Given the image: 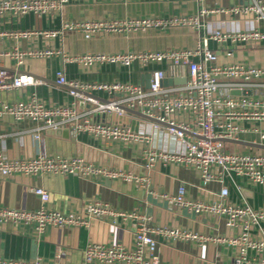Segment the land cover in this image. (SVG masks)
Returning a JSON list of instances; mask_svg holds the SVG:
<instances>
[{
  "label": "built area",
  "instance_id": "1",
  "mask_svg": "<svg viewBox=\"0 0 264 264\" xmlns=\"http://www.w3.org/2000/svg\"><path fill=\"white\" fill-rule=\"evenodd\" d=\"M69 1L0 0V21L8 15L20 17L32 14L38 18L50 16L60 12ZM209 13L252 16L254 21H264V2L250 0L240 5L201 8L194 15L63 21L55 28L6 30L0 31V36L14 41L49 40L67 32H77L83 39L89 40L98 34L126 35L147 29L161 30L179 26L197 29L201 17ZM211 42L217 46L244 43L264 45V27L238 31L216 29L199 38L192 46L162 50L68 54L51 45L37 44L26 48L15 45L0 51V56L13 60L14 67L21 66L26 59L53 56L61 57L67 64H77L82 69L102 64L125 69L136 65L143 73L150 74L149 86L146 88L140 83L126 80L82 81L58 70L57 81L68 88L72 101L46 105L35 92L25 98L7 100L3 98V93L23 86L39 85L41 80L29 73H13L7 67L0 66V120L8 116L15 122L29 121L35 124V138L44 130L70 127L74 134H86L106 143L141 144L147 167L157 163L179 164L195 170L204 184L222 182L225 177L235 176L264 186V152L227 150L226 141H223L244 140L264 144V66L245 65L239 61L220 62L218 52L211 47ZM230 54L228 52L226 55ZM177 66L185 68V82L162 85V80L167 78L165 67ZM246 90L250 93H243ZM232 91H238L239 94H232ZM96 93H104L108 98L99 100ZM79 98L92 107L79 112L75 102ZM128 110L140 114L135 129L119 122H102L90 117L92 114L106 113L114 114L119 119L125 117ZM156 135L166 141L170 139L168 144L158 145ZM17 173L76 174L83 177L103 174L125 180H142L129 173L95 165L79 156L38 154L9 158L4 149H0V176ZM37 193L41 201H47L48 193L44 189H38ZM185 193L184 185H179L171 200L189 211L222 217L228 235L214 239L177 228L156 229L141 217L134 232L133 249L117 243L110 246L90 243L84 249V260H97L104 264H157L154 256L155 236L162 234L172 239H213L232 248V264H264V209L228 201L226 188L221 189L219 198L213 202L191 201ZM87 213L90 217L115 216L114 211L98 203L88 205ZM5 222L33 224L37 232H42L48 225L86 224L85 219L74 214L48 211L42 207L35 210L0 207V224ZM0 264L50 263L37 257L30 261L0 258Z\"/></svg>",
  "mask_w": 264,
  "mask_h": 264
},
{
  "label": "crops",
  "instance_id": "2",
  "mask_svg": "<svg viewBox=\"0 0 264 264\" xmlns=\"http://www.w3.org/2000/svg\"><path fill=\"white\" fill-rule=\"evenodd\" d=\"M246 1L71 0L60 12L50 16L38 18L32 14L20 17L8 15L0 21V31L55 28L63 21L83 19L194 15L201 8L240 5ZM253 27H264V21H254L252 16L234 17L209 13L201 17L200 27L197 29L183 26L161 30L147 29L126 35L98 34L89 40L83 39L77 32H67L49 40L14 41L0 36V51L11 49L15 45L26 48L37 44L51 45L68 54L162 50L192 46L199 38L211 34L216 29L238 31ZM211 47L218 52L220 62L239 61L245 65L264 66V45L244 43L217 46L211 42ZM228 52L231 54L226 55ZM0 66L7 67L13 73H29L41 80L39 85L23 86L3 93L4 99L25 98L35 92L46 105L65 104L73 100L68 94V88L57 81L58 70H63L67 76L82 81L126 80L140 84L144 74L136 65L125 69L102 64L82 69L77 64L63 62L59 56L26 59L18 67H14L12 59L0 56ZM165 73L167 77H185L186 70L182 66L165 67ZM96 95L99 100L108 98L104 93ZM75 102L81 113L92 107L80 98ZM90 117L102 122H117L120 119L114 114L106 113L92 114ZM139 118V115L127 111V115L121 118V124L136 127ZM34 131L35 124L29 121L15 122L11 117L5 116L0 120V149H4L9 158L32 157L38 154L79 156L95 165L129 173L142 180H125L103 174L88 177L49 173L0 176V207L27 210L42 207L48 211L74 214L86 221V224L78 225H48L42 232L35 231L33 224L1 223L0 258L30 261L40 257L50 264H104L97 260L86 262L85 247L90 243L105 246L117 243L133 249L134 232L141 217L156 229L177 228L214 239L228 235L222 217L195 213L173 203L171 198L176 194L179 185H184L185 196L191 201H216L221 189L226 188L228 201L264 209V186L249 183L244 178L225 177L222 182L204 184L195 170L179 164L157 163L153 167H147L141 144L106 143L86 134H74L70 127L44 130L38 138L34 137ZM169 140L156 135L158 145L168 144ZM238 146L245 145L225 142L227 150H238ZM249 148L254 150L251 152H264V149ZM38 189H44L48 193L47 201H41ZM91 203L107 206L115 212V216L90 217L87 206ZM155 239L154 256L157 264H232V248L213 239H172L162 234L156 235Z\"/></svg>",
  "mask_w": 264,
  "mask_h": 264
},
{
  "label": "water",
  "instance_id": "3",
  "mask_svg": "<svg viewBox=\"0 0 264 264\" xmlns=\"http://www.w3.org/2000/svg\"><path fill=\"white\" fill-rule=\"evenodd\" d=\"M249 2H250V0L246 1V3H249ZM149 78H150V74L149 73H144L142 75L141 83L146 88L149 86ZM184 82H185V77H172V78L167 77V78H164L161 83H162V85L167 86V85H172V84H182ZM231 93L232 94H239L238 91H232ZM243 93L249 94L250 91L246 90ZM128 111L132 112V113H135L137 115H140L137 111H133V110H128ZM117 122L123 123L121 118L119 120H117ZM132 128L135 129L136 127L132 126ZM223 141L233 142V143H236V144L245 145V146H249V147H254V148H258V149H264V144H260V143H252V142H248V141H244V140H229V139H227V140L225 139Z\"/></svg>",
  "mask_w": 264,
  "mask_h": 264
},
{
  "label": "rangeland",
  "instance_id": "4",
  "mask_svg": "<svg viewBox=\"0 0 264 264\" xmlns=\"http://www.w3.org/2000/svg\"><path fill=\"white\" fill-rule=\"evenodd\" d=\"M55 77L56 76H54V79H55ZM242 149V150H241ZM238 150H240V151H242V152H244V153H248V152H251V151H254V150H251L249 147H247V146H241V147H239L238 146ZM235 177V176H234ZM238 179V178H237Z\"/></svg>",
  "mask_w": 264,
  "mask_h": 264
}]
</instances>
